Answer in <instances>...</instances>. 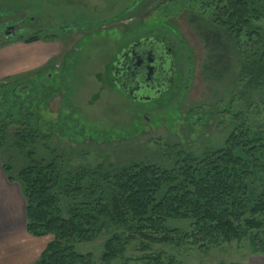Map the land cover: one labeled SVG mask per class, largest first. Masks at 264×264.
<instances>
[{
  "label": "rangeland",
  "instance_id": "374dc122",
  "mask_svg": "<svg viewBox=\"0 0 264 264\" xmlns=\"http://www.w3.org/2000/svg\"><path fill=\"white\" fill-rule=\"evenodd\" d=\"M0 16V84L23 75L32 81L18 92L31 116L18 111L14 123L7 120L0 152V164L11 169L20 190L21 170L55 158L73 174L86 169L106 176L141 165L172 169L178 152L200 158L224 148L239 125L264 130V76L252 75L264 58V17L256 22L260 29L238 43L187 1L0 0ZM151 35L165 36L175 47L177 70L172 88L158 101L136 104L111 83L109 71L124 45ZM38 36L33 44L20 40ZM30 54L43 57L42 67L4 72V64ZM4 100L0 95V112ZM18 132L36 141L20 144ZM61 201L67 217L69 201ZM168 227L192 231L190 221ZM106 239L79 245L77 252L99 261ZM158 254L180 264H260L264 257L254 254L250 236L207 250L138 238L127 243L124 260L116 264H145L143 259Z\"/></svg>",
  "mask_w": 264,
  "mask_h": 264
},
{
  "label": "trees",
  "instance_id": "16d2710c",
  "mask_svg": "<svg viewBox=\"0 0 264 264\" xmlns=\"http://www.w3.org/2000/svg\"><path fill=\"white\" fill-rule=\"evenodd\" d=\"M181 1L211 15L238 43L245 33H256L260 29L256 22L264 17V0H170ZM7 39L13 42L16 38ZM40 39L20 40L33 44ZM252 75L264 76V58ZM30 78L12 77L0 84V95L5 97L0 112V152L6 142L7 120L14 123L21 117L18 111L31 116V107L25 109L18 98L22 86L32 85ZM108 78L113 83L110 71ZM15 139L20 144L34 143L36 136L18 132ZM176 156L172 169L141 165L106 176L86 169L67 173L57 158L21 170L17 181L26 201V230L36 238L53 237L36 264H116L124 260L127 243L138 238L207 250L250 236L254 254L264 255V130L254 132L239 125L224 148L207 151L200 158L184 152ZM3 169L9 182L15 183L11 169ZM61 196L69 201L67 217ZM173 221H190L191 233L171 230L168 223ZM100 239L106 240L99 261L93 254L77 252L79 245ZM143 262L180 264L165 254L146 257Z\"/></svg>",
  "mask_w": 264,
  "mask_h": 264
},
{
  "label": "flooded vegetation",
  "instance_id": "af4514ba",
  "mask_svg": "<svg viewBox=\"0 0 264 264\" xmlns=\"http://www.w3.org/2000/svg\"><path fill=\"white\" fill-rule=\"evenodd\" d=\"M175 51L165 36L129 41L113 60L114 86L136 104L158 101L173 86L177 70Z\"/></svg>",
  "mask_w": 264,
  "mask_h": 264
},
{
  "label": "crops",
  "instance_id": "0c3cea01",
  "mask_svg": "<svg viewBox=\"0 0 264 264\" xmlns=\"http://www.w3.org/2000/svg\"><path fill=\"white\" fill-rule=\"evenodd\" d=\"M28 56L19 62L4 64V72L22 65L31 66L30 69L42 67L40 54ZM26 225V201L17 184L9 182L0 164V264H36L39 261L52 239L31 236ZM261 259L260 264H264V257Z\"/></svg>",
  "mask_w": 264,
  "mask_h": 264
}]
</instances>
